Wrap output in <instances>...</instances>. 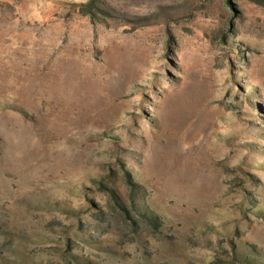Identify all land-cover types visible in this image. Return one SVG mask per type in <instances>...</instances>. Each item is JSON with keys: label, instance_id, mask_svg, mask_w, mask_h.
I'll return each mask as SVG.
<instances>
[{"label": "rangeland", "instance_id": "374dc122", "mask_svg": "<svg viewBox=\"0 0 264 264\" xmlns=\"http://www.w3.org/2000/svg\"><path fill=\"white\" fill-rule=\"evenodd\" d=\"M0 264H264V0H0Z\"/></svg>", "mask_w": 264, "mask_h": 264}]
</instances>
